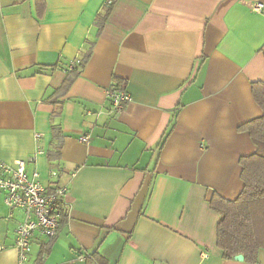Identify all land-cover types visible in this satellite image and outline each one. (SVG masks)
<instances>
[{
	"label": "crops",
	"instance_id": "crops-1",
	"mask_svg": "<svg viewBox=\"0 0 264 264\" xmlns=\"http://www.w3.org/2000/svg\"><path fill=\"white\" fill-rule=\"evenodd\" d=\"M263 47L264 0H0V159L68 185L67 216L55 238L34 234L30 262L264 264V249L222 256L210 203L244 187ZM110 88L130 101L114 108ZM22 219L0 192V264H19Z\"/></svg>",
	"mask_w": 264,
	"mask_h": 264
},
{
	"label": "trees",
	"instance_id": "trees-1",
	"mask_svg": "<svg viewBox=\"0 0 264 264\" xmlns=\"http://www.w3.org/2000/svg\"><path fill=\"white\" fill-rule=\"evenodd\" d=\"M110 13V7L98 16L97 25L100 31ZM264 53V47L262 48ZM84 57L83 64L89 57ZM64 82L68 88L79 72L73 68ZM252 93L262 109V115L242 126L249 132L256 150L249 156H243L242 179L244 187L234 200H228L214 193L211 207L220 214L218 221L217 244L226 259L243 254L244 260L251 263L258 261V254L264 249V81L252 83ZM173 124V123H172ZM67 216L66 208L62 209L61 225Z\"/></svg>",
	"mask_w": 264,
	"mask_h": 264
},
{
	"label": "built area",
	"instance_id": "built-area-1",
	"mask_svg": "<svg viewBox=\"0 0 264 264\" xmlns=\"http://www.w3.org/2000/svg\"><path fill=\"white\" fill-rule=\"evenodd\" d=\"M262 4L257 3L255 10H261ZM78 60L69 64L73 69ZM108 98L114 108L122 107L130 101L131 96L123 90L110 88ZM39 137V134H37ZM89 135L80 137L88 141ZM38 147V152H42ZM54 181L46 185L41 180L39 171L31 175L27 172L25 160L7 162L0 159V192L4 194L5 203L11 210L18 209L23 213V219L16 229L15 247L18 250L19 264H39L30 262L31 242L36 232L53 239L58 234L61 225L62 209L66 207L68 185L59 183L58 172L51 171ZM5 246L0 244V250Z\"/></svg>",
	"mask_w": 264,
	"mask_h": 264
},
{
	"label": "water",
	"instance_id": "water-1",
	"mask_svg": "<svg viewBox=\"0 0 264 264\" xmlns=\"http://www.w3.org/2000/svg\"><path fill=\"white\" fill-rule=\"evenodd\" d=\"M236 259L238 260H244V255L243 254H239L235 256Z\"/></svg>",
	"mask_w": 264,
	"mask_h": 264
}]
</instances>
